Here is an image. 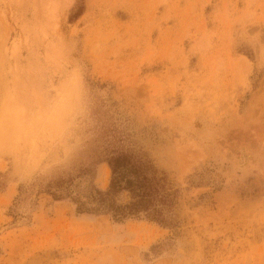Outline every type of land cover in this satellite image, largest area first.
<instances>
[{
  "label": "rangeland",
  "instance_id": "obj_1",
  "mask_svg": "<svg viewBox=\"0 0 264 264\" xmlns=\"http://www.w3.org/2000/svg\"><path fill=\"white\" fill-rule=\"evenodd\" d=\"M117 147L178 227L41 189ZM0 264H264V0H0Z\"/></svg>",
  "mask_w": 264,
  "mask_h": 264
},
{
  "label": "trees",
  "instance_id": "obj_2",
  "mask_svg": "<svg viewBox=\"0 0 264 264\" xmlns=\"http://www.w3.org/2000/svg\"><path fill=\"white\" fill-rule=\"evenodd\" d=\"M83 11L84 5L81 4L72 19H77ZM104 150L92 156L87 164L76 167L74 173L60 175L41 189L55 200L73 201L78 214H110L116 222L145 218L162 226L178 227L180 220L175 213L178 190L170 186L167 173L135 151L123 147L111 152ZM101 162H107L111 169L106 190L97 187L93 181L95 165ZM85 177L90 181L81 187V179ZM124 192L130 199L121 203L118 197Z\"/></svg>",
  "mask_w": 264,
  "mask_h": 264
}]
</instances>
